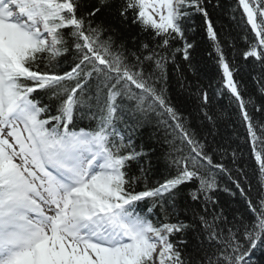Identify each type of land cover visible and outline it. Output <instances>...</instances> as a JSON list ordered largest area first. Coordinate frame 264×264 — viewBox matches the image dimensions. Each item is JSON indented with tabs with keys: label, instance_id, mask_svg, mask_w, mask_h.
I'll return each instance as SVG.
<instances>
[{
	"label": "snow or ice",
	"instance_id": "1",
	"mask_svg": "<svg viewBox=\"0 0 264 264\" xmlns=\"http://www.w3.org/2000/svg\"><path fill=\"white\" fill-rule=\"evenodd\" d=\"M221 7L0 0V264H258L264 0L229 9L253 34L243 45L217 27ZM196 17L215 84L199 73Z\"/></svg>",
	"mask_w": 264,
	"mask_h": 264
},
{
	"label": "trees",
	"instance_id": "2",
	"mask_svg": "<svg viewBox=\"0 0 264 264\" xmlns=\"http://www.w3.org/2000/svg\"><path fill=\"white\" fill-rule=\"evenodd\" d=\"M220 4L222 5L221 8L216 9L213 14L212 18L215 21L218 28L220 27H229L232 30V33L234 36H236V42L239 45H243V37L245 35H248L249 38L253 36L252 33L246 32L243 21L239 19V11H237V20H231L229 15V9L231 7H235L236 0H219ZM105 19H111L110 16L106 14ZM113 26L117 28L118 31L121 29L125 31L126 33H130L132 35L136 34V27L134 25L131 26H124L119 25L118 23L113 22ZM195 31L190 33V36L193 40L197 42V59L199 61L198 69L200 76L202 77L205 84H207L209 81H212L215 84L217 77V69L215 66V61L212 56L209 55V52H211V43L210 41H207L204 36V31L202 27V20L199 17H196L195 22ZM248 89L250 92L256 91V85L252 83L251 81L248 84ZM170 95L172 96L173 103L176 104V106L184 111L185 109H188L190 102L186 100L185 96L179 92L178 88L172 87L170 89ZM222 105L227 108L228 101L222 100L220 102ZM229 111H232L233 109H228ZM187 115V111L185 112ZM258 116V114H257ZM191 118V117H190ZM147 131V130H145ZM237 133L243 137L244 135V129L241 126H237ZM240 143L243 144L244 140L241 139ZM245 158L248 159L249 166L254 165V156L251 155V147L250 144L245 146ZM162 167V165H160ZM155 179L161 178L159 175L154 177ZM253 183H255V178L252 180ZM221 198L226 202L230 203L232 207L240 209L243 211L246 208V205L243 203L242 198L237 196L235 199L229 197L226 193L221 194ZM255 260L258 262V264H264V253L261 252H254Z\"/></svg>",
	"mask_w": 264,
	"mask_h": 264
}]
</instances>
